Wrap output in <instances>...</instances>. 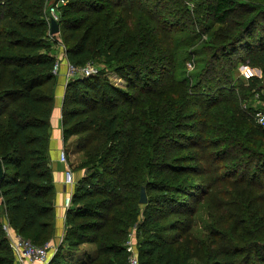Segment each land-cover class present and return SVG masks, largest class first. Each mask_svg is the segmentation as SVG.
Returning <instances> with one entry per match:
<instances>
[{"label":"trees","instance_id":"1","mask_svg":"<svg viewBox=\"0 0 264 264\" xmlns=\"http://www.w3.org/2000/svg\"><path fill=\"white\" fill-rule=\"evenodd\" d=\"M56 1L0 0V264H17L5 219L36 245L54 236L58 42L64 44L59 61L95 63L98 73L70 78L62 97L63 141L78 136L85 173L75 182L62 241L47 264H127L132 229L138 264H190L195 217L210 204L217 180L244 192H236L245 201L234 216L235 232L262 228L264 210L253 205L254 198L264 201V127L253 118L261 108L242 109L231 71L243 59L264 76V1L193 0L190 8V0H67L59 34L51 35L46 14ZM235 17L241 18L235 31L211 29ZM110 72L126 88L112 83ZM170 81L180 83L176 96L168 93ZM263 81L252 76L242 91L263 102ZM218 223L212 215L204 222V241L214 247L197 254L198 264H264V237L215 240ZM184 235L191 242L185 251L176 246Z\"/></svg>","mask_w":264,"mask_h":264},{"label":"rangeland","instance_id":"2","mask_svg":"<svg viewBox=\"0 0 264 264\" xmlns=\"http://www.w3.org/2000/svg\"><path fill=\"white\" fill-rule=\"evenodd\" d=\"M241 1L246 2V3H250L251 1H264V0H241ZM193 4H194V1L190 0L188 5H189L190 8H192ZM240 19L241 18L235 17L233 19L234 23L232 21H230L229 23H227L226 25H223V26L220 25L219 23H212V19L208 20V22H206L205 24L212 23L210 25L212 27L211 29L215 31L214 33H216V34L220 33V34L225 35V32L228 33V26L231 27L232 30H233V28L235 29L237 27L236 22L239 21ZM196 28L198 29L197 31L200 32L201 27H199L197 25ZM233 31H235V30H233ZM200 33H201V39H204L207 36L206 34H202L203 30H201ZM58 34H59V32H57L55 34H51V35H58ZM171 39L173 40V38H171ZM182 39H184V37ZM197 39H198V41H200L199 37L196 38V40ZM220 40H222V38H220ZM167 41L169 42L168 39H167ZM189 44L190 43L187 41L186 45H189ZM173 46H175V45H173ZM178 47H180V46H178ZM181 47H183V46H181ZM55 49H56L55 50L56 57H57L58 60H60L62 58L61 55L63 54L64 44L58 42L57 46H55ZM175 49H177V47H175ZM177 50H179V49H177ZM237 62L238 63L236 64L235 68L231 71V76H232V79H233L232 80L233 84L236 85L235 92H236L237 98L240 99V101H241L242 109L245 111V110H247V108H249L250 105L253 104L256 107L261 108V110L262 109L264 110V101L260 102L259 99H258L257 94L253 95V96H248L249 93L247 91H245V92L242 91L243 90L242 86L244 87V85L247 84V81H248V79L250 77L258 76V77H260L261 79L264 80L262 69H260L259 67L250 66L243 59H238ZM194 65H195V63L192 60H190L189 62H187V69L188 70H192L194 68ZM60 67H62V64H61ZM62 70L63 69L60 68L57 71V74H55V75L57 77L62 75L61 74ZM178 73L179 72H177V74L175 73V75H177V77L179 78ZM108 77H109L110 81L112 83H114L115 85L123 87V88H126L127 81L124 78L120 77V75H118V74H116L114 72H110ZM178 78H177V80H178ZM170 79L171 80L174 79V74H172ZM68 81H69V79L68 80L65 79V82H63V83H59L58 82V86H57L58 91H59V87H62V88L66 89ZM168 85H167L168 86L167 89H168V93L170 95H175L176 96V95H178L180 93L181 87H180V83L179 82L176 83V82H171L170 81L168 83ZM259 85H260V87L261 86L264 87V81L261 84H259ZM63 92L65 94V91H63ZM63 92H61V90H60V94H63ZM263 92H264V88H263ZM56 93H57V91H56ZM59 97H60L59 100L61 102L62 101V97L61 96H59ZM60 102H59V107L61 106ZM59 111H60V108H59ZM77 139H78V136L74 135L67 142L66 147H67L68 162H67V164H63V166H64L63 175H64V172L66 171V169L70 168L72 170V173H73L74 184H75L76 180H78V178H80L85 173L84 169H81L79 167L80 163L85 158V154H84L83 151H81L79 149V144L77 142ZM183 151L185 153L186 152H190L191 153L194 150L193 149L192 150L184 149ZM205 161L206 160L204 159L200 163L205 162ZM221 171L222 170L217 171V172L220 173ZM211 174L213 175L214 173L213 172L212 173L209 172V173H207L205 175H209L210 176ZM201 177H205V176H199L198 179L201 178ZM210 180H212L211 176H210ZM64 181H65V179H64ZM210 182H213V181H210ZM229 182L230 181H220V180L219 181L217 180L216 182H214L213 183L214 184V190H213V193H214L213 195L214 196H212V198L206 199V201H205L206 204H207V202H210V204L208 206H206V207H201L199 209V211L197 212V216L195 217V221H196V223H195V226H196L195 227V233L197 235L198 241H196L197 245L193 249V251H191V249H190V251H188L189 254H190L189 256L192 257V258H190L191 259V261H190L191 263L190 264H198L197 261H198L199 257L197 256V254L198 255L199 254L203 255L205 251H208L209 249L211 250L214 247V244H211L210 239H208L207 241H204V240H206L207 235L209 233L208 230L205 227L204 222H205V220L209 219L210 215H212V217H215L217 219V221H219V223L217 224V228L219 230H215L214 231V235H213V239H215V240L221 238L225 234L229 235L230 237H232V235L241 236L243 239H246V241L251 240V238H253V235L257 236V234H260L262 237H264V226L262 228L260 227L259 229L255 228V229L248 230V233H245L243 235H240V234L235 232L234 225L237 222V218L234 217V216L238 215L237 214V212H238L237 209L240 206H242V202L245 201V200L243 199L242 201H240L238 199L237 195H236V192L238 194H244L242 188L238 187V185H233L232 186V183H229ZM258 189L259 188L256 189L255 194L256 195H261L262 191H260V189L259 190ZM247 191L250 193V191L248 189H247ZM234 205H235V207L236 206L237 207L232 209L231 207L234 206ZM253 205H254V207L256 209L260 208V209L264 210V201H262L259 198H254L253 199ZM256 217L258 219H260L261 213L258 212ZM182 218L183 219H187L188 221L190 220L189 217H182ZM134 235H135V229H132V231L129 233L127 241L133 239L134 240V245L136 247V240H135V236ZM187 237H188L187 235H184L183 239H180V240H178L176 242L177 243L176 246L179 245L181 249H183V247L185 246L183 251H185L186 249H188L191 246V242L186 240ZM219 243L221 244L222 242H219ZM201 244H202V247H198V246H201ZM203 244L207 245L206 246L207 249L203 248ZM52 247H54V246H52ZM87 247H88V245H87ZM53 249H50V251H49L50 256H51L52 253L54 254V250ZM89 249H91L89 251H93V252L95 251L94 252V255H95V253H96L95 246L92 245ZM136 254H137V250H136ZM79 257H80L79 253L74 255V258H75L76 261L78 260Z\"/></svg>","mask_w":264,"mask_h":264},{"label":"built area","instance_id":"3","mask_svg":"<svg viewBox=\"0 0 264 264\" xmlns=\"http://www.w3.org/2000/svg\"><path fill=\"white\" fill-rule=\"evenodd\" d=\"M67 0H57L55 3H50L48 8L46 19L48 23H51V19L59 20V9L61 5L66 4ZM61 61L57 60L53 72L57 74V71L61 68ZM98 73V67L95 63H87L84 66H76L70 62L66 64L65 76L66 79L75 78V77H88ZM253 118L259 125L264 127V110H257L253 114ZM60 161L64 164L68 162V155L65 149L61 150ZM65 184L72 187L74 186V177L72 170L67 168L64 172ZM72 203V194L67 195L64 198V207L69 208ZM3 229L6 232L8 238L10 239L11 245L14 250L15 259L17 264H25L27 262H39L42 264H47L51 259L49 254L50 249H53V245L50 242L44 245H36L30 239H26L17 232L13 231L11 225L7 219L3 222ZM127 251L129 252L127 264H138V257L136 254V247L134 245V240L127 241ZM57 248L54 249V253Z\"/></svg>","mask_w":264,"mask_h":264},{"label":"crops","instance_id":"4","mask_svg":"<svg viewBox=\"0 0 264 264\" xmlns=\"http://www.w3.org/2000/svg\"><path fill=\"white\" fill-rule=\"evenodd\" d=\"M62 64V75H60L58 78L59 83L65 82L66 76V64L67 62H61ZM64 73V74H63ZM61 92L65 91V88L59 87V91L57 89V95H56V105L53 109L52 114V133H51V165L53 169V175H54V181H55V207H56V217H55V232L53 238L49 241L51 245L54 246V249L58 247L60 242L62 241L63 234L65 231V215L67 208L64 207V198L67 195H71L74 191L75 185L73 187H70L64 183V175H63V162L60 161V153L62 149L67 150V147L64 144L63 141V128L61 123V107H62V101L61 106L59 107V99L63 97V94H60ZM60 108V111H59ZM88 244L84 245L83 247H87ZM90 246V244L88 245ZM92 246V245H91ZM53 249V250H54ZM53 253L51 254L52 257ZM22 264V263H20ZM25 264H42L39 262H27Z\"/></svg>","mask_w":264,"mask_h":264},{"label":"water","instance_id":"5","mask_svg":"<svg viewBox=\"0 0 264 264\" xmlns=\"http://www.w3.org/2000/svg\"><path fill=\"white\" fill-rule=\"evenodd\" d=\"M50 27H51V31H50L51 34H55L59 32V23L53 18L51 19ZM3 177H4V168H3L2 161L0 159V184H1ZM0 196H1V193H0ZM146 201H147V195H146L144 187H142L140 202L145 203Z\"/></svg>","mask_w":264,"mask_h":264}]
</instances>
